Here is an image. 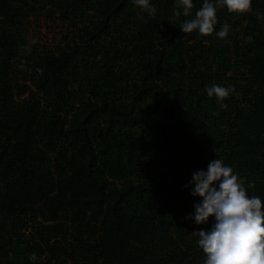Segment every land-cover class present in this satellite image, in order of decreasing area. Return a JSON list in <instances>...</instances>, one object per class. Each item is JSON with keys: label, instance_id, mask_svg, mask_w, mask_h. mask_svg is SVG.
<instances>
[{"label": "trees", "instance_id": "obj_1", "mask_svg": "<svg viewBox=\"0 0 264 264\" xmlns=\"http://www.w3.org/2000/svg\"><path fill=\"white\" fill-rule=\"evenodd\" d=\"M151 2L0 0V264H203L186 186L216 158L264 202V0L218 8L224 39ZM41 15L65 43L30 41Z\"/></svg>", "mask_w": 264, "mask_h": 264}, {"label": "clouds", "instance_id": "obj_2", "mask_svg": "<svg viewBox=\"0 0 264 264\" xmlns=\"http://www.w3.org/2000/svg\"><path fill=\"white\" fill-rule=\"evenodd\" d=\"M132 3L148 17L157 15V7L151 0H132ZM252 3L253 0H203L193 16L194 0H174L172 12L177 19L185 18L178 24L183 33L214 34L224 39L229 32L228 24L214 32L218 23L217 9L226 8L229 13L242 15L252 12ZM137 18L143 19L140 14ZM205 91L209 98L215 96L222 107H227L223 102L234 89L212 84ZM186 187L193 197L200 199L193 205L194 211L184 219L196 225H207L210 218L212 220L209 230L200 229L190 234L197 237L196 246L205 254L203 264H264V202L259 196L248 195L243 178L231 166L221 159H213L206 170L192 173ZM37 259L35 253L28 256L31 264H36Z\"/></svg>", "mask_w": 264, "mask_h": 264}, {"label": "rangeland", "instance_id": "obj_3", "mask_svg": "<svg viewBox=\"0 0 264 264\" xmlns=\"http://www.w3.org/2000/svg\"><path fill=\"white\" fill-rule=\"evenodd\" d=\"M71 31V26L60 18L49 19L45 16H32L28 37L34 44L55 47L63 44Z\"/></svg>", "mask_w": 264, "mask_h": 264}]
</instances>
